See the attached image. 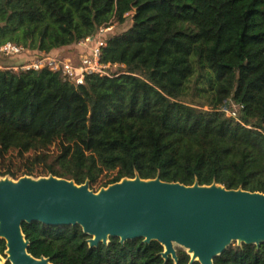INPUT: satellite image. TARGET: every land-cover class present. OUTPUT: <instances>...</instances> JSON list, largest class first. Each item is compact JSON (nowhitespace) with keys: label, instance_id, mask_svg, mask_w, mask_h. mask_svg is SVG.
I'll return each mask as SVG.
<instances>
[{"label":"trees","instance_id":"trees-1","mask_svg":"<svg viewBox=\"0 0 264 264\" xmlns=\"http://www.w3.org/2000/svg\"><path fill=\"white\" fill-rule=\"evenodd\" d=\"M113 23L128 29L109 34L101 61L119 71L83 85L0 55V178L20 179L19 159L27 175L91 189L112 172L102 188L139 176L264 194V0H0V47H23L26 63L65 58ZM22 230L52 264H200L177 245L165 260L158 241L91 248L79 225ZM214 264H264V243L234 242Z\"/></svg>","mask_w":264,"mask_h":264},{"label":"water","instance_id":"water-1","mask_svg":"<svg viewBox=\"0 0 264 264\" xmlns=\"http://www.w3.org/2000/svg\"><path fill=\"white\" fill-rule=\"evenodd\" d=\"M34 222L79 225L92 237L91 248L108 245L112 237L121 243L144 239L161 243L165 260L178 261L177 245L191 255V263L214 264L234 242L264 243V194L216 183L185 186L160 177L124 179L99 192L89 182L77 185L53 175L0 180V239L11 264H52L28 252L22 226Z\"/></svg>","mask_w":264,"mask_h":264},{"label":"built area","instance_id":"built-area-1","mask_svg":"<svg viewBox=\"0 0 264 264\" xmlns=\"http://www.w3.org/2000/svg\"><path fill=\"white\" fill-rule=\"evenodd\" d=\"M115 25V23L104 25L96 35L79 41L75 46L74 57L72 58L67 59L60 55L44 56L13 69L17 71L19 69L42 70L49 68L52 71H62L63 79L76 85H83L89 75L108 76L112 66L102 63L101 53L107 45L106 38L109 34H113ZM27 53L23 47L12 43L0 47V55L2 56L20 57ZM0 69H2L1 66Z\"/></svg>","mask_w":264,"mask_h":264},{"label":"rangeland","instance_id":"rangeland-1","mask_svg":"<svg viewBox=\"0 0 264 264\" xmlns=\"http://www.w3.org/2000/svg\"><path fill=\"white\" fill-rule=\"evenodd\" d=\"M115 24L116 25H115L113 34H120V33L124 32V31H126L128 29V26L127 25L119 26L118 23H115ZM71 53L72 52H66V54H65L66 57L65 58L69 59V58L74 57L73 54H71ZM32 60H34V59H32ZM15 61H16V63H18V65H23V64L25 65V64H28L29 63V62L26 63L27 61H29V59L26 60V58H24V56L18 57ZM7 63L9 65H11L9 59H8ZM110 71L112 73H116V72L119 71V67L118 66L111 67L110 68ZM52 150H54V148H52ZM14 156H16V154H14ZM14 161H15V167H12V171H14V173H16L21 178H23V177H31L33 179H39V178L47 177V176H44V175L41 174V172L43 171V168H36L34 166H33L34 167V173L32 175H27L28 174V171H29L28 170L29 169V166H31V165L26 164L25 161H21L19 159H15ZM0 164H1V162H0ZM6 171L7 170H5V169L3 170L0 167V172H6ZM113 175L114 174L112 172H106V173H104L102 175V177L100 178V180L98 181V183L91 190L94 191V192H99L101 189H103L101 187V185L103 183H105L106 181H108L109 179H111ZM4 179H10V180H13V181H17V179H13L11 176H6V177L0 178V180H4ZM236 244L239 245V243H236Z\"/></svg>","mask_w":264,"mask_h":264},{"label":"flooded vegetation","instance_id":"flooded-vegetation-1","mask_svg":"<svg viewBox=\"0 0 264 264\" xmlns=\"http://www.w3.org/2000/svg\"><path fill=\"white\" fill-rule=\"evenodd\" d=\"M4 240V239H3ZM6 247H7V243H6ZM7 250L5 251V254L4 255H2L1 253H0V255L2 256V258H3V262H0V264H5V263H7V262H9L7 259H8V255H7ZM11 263V262H10Z\"/></svg>","mask_w":264,"mask_h":264},{"label":"crops","instance_id":"crops-1","mask_svg":"<svg viewBox=\"0 0 264 264\" xmlns=\"http://www.w3.org/2000/svg\"><path fill=\"white\" fill-rule=\"evenodd\" d=\"M66 48H63V49H60V50H58V52H60V53H65L66 52ZM71 54H73L74 55V51H72V53Z\"/></svg>","mask_w":264,"mask_h":264},{"label":"bare ground","instance_id":"bare-ground-1","mask_svg":"<svg viewBox=\"0 0 264 264\" xmlns=\"http://www.w3.org/2000/svg\"><path fill=\"white\" fill-rule=\"evenodd\" d=\"M0 262H3V259H1Z\"/></svg>","mask_w":264,"mask_h":264}]
</instances>
